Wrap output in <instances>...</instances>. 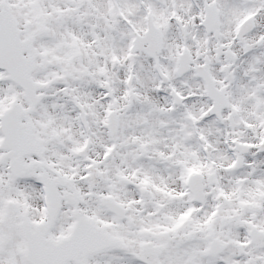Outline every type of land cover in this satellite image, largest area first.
<instances>
[{"label": "snow or ice", "instance_id": "1", "mask_svg": "<svg viewBox=\"0 0 264 264\" xmlns=\"http://www.w3.org/2000/svg\"><path fill=\"white\" fill-rule=\"evenodd\" d=\"M0 264H264V0H0Z\"/></svg>", "mask_w": 264, "mask_h": 264}]
</instances>
